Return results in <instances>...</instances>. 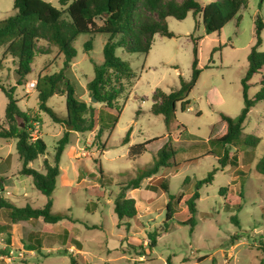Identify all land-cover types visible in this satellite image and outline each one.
Returning a JSON list of instances; mask_svg holds the SVG:
<instances>
[{"label": "rangeland", "instance_id": "rangeland-1", "mask_svg": "<svg viewBox=\"0 0 264 264\" xmlns=\"http://www.w3.org/2000/svg\"><path fill=\"white\" fill-rule=\"evenodd\" d=\"M47 1L60 6L59 0ZM13 4L14 0H0V19L15 13ZM239 14L240 20L235 17L220 32L212 33H207L203 24L195 28L192 12L183 20L169 17V28L177 35L157 34L148 53L116 49V54L127 60L136 72L118 100L123 108L122 114L114 129L104 132L106 150L96 141V131H72L70 144L60 162L62 177L53 194L55 211L67 212L85 223L70 220L48 223L42 218L12 223L0 209V264H71L72 256L80 264H264V239L261 238L264 177L252 171L245 184V196L238 198L242 207L229 203L235 199L223 196V188L234 182V169L220 167L217 157L210 153L208 142L211 137L226 132L225 123L220 122L221 113L237 118L244 107L242 78L248 70L249 54L256 40V17L260 15L264 20V0H248ZM194 29L195 35H202L199 65L203 71L189 94L191 106L182 111L180 104L177 105L176 119L168 131L163 115L150 111L152 94L157 88L176 89L180 76L190 77L193 58L190 34ZM108 36L106 33H82L73 42L77 56L67 75L77 97L88 103L99 105L92 100L87 83L93 79L96 65L104 60L103 47ZM262 38L260 51H264V29ZM87 41H91L90 50L85 49ZM51 50L36 55L32 71L23 84H17L15 63L11 57L5 59V67L0 71L4 84L16 86L18 105L31 117L33 136H40L47 143L46 155L30 164L42 171L44 158L53 159L57 141L66 130L64 123L54 122L40 109L38 90L28 85L30 81L37 82L39 74L59 69L57 48L52 46ZM263 79L264 68L251 79L250 97L262 88ZM7 103L8 99L0 89V122L4 125L10 122L5 114ZM48 104L61 117L66 115V94L52 96ZM129 128L132 129L131 140L124 144L122 139ZM250 135L261 137L260 144L253 148L254 164L264 153V100L257 102L249 112L243 136ZM148 140L152 141L145 153L140 156L130 154L133 144ZM16 143V138L0 137V178H5L0 182L3 183L0 195L20 206H43L47 196L35 187L31 176L20 174L22 160ZM165 144H170L169 149L173 147L177 161L191 157H199V160L184 164L177 173L169 167H162L156 174L144 178L140 187L127 189L126 194L136 199L138 216L129 221L130 224L120 221L113 202L120 184L151 166L157 158L156 153ZM234 151L235 147L231 149ZM214 167L220 169L199 189L194 229L175 218L167 230L168 193L155 180L164 176L169 181L170 193L190 194L195 191V183L204 180ZM94 186L104 192L98 202L90 189ZM92 202H97L96 208L90 205ZM184 210L185 203L181 201L177 211ZM233 214L238 215L239 226L232 221ZM8 222L9 227L5 226ZM86 224L99 227L90 228ZM152 232L157 234L155 246L150 245ZM32 234L40 237V250L26 246ZM236 236L240 237L234 239Z\"/></svg>", "mask_w": 264, "mask_h": 264}, {"label": "trees", "instance_id": "trees-1", "mask_svg": "<svg viewBox=\"0 0 264 264\" xmlns=\"http://www.w3.org/2000/svg\"><path fill=\"white\" fill-rule=\"evenodd\" d=\"M59 4L60 6L57 7L47 0H14L15 13L0 19V49H2L0 71L5 67V59L11 57L15 63L18 85L23 84L32 71V63L37 54L50 53L52 46L57 48L59 69L54 72L49 70L43 75L39 74L36 82L39 107L54 122L73 127L72 130L66 128L58 139L53 159L44 158L43 171L31 166L34 160L46 155L47 143L44 138L33 136L30 128L31 117L18 105L16 86L4 84L0 76V89L8 99L5 114L10 121L8 125L0 122V137L17 139V152L22 160L20 174L31 176L35 187L47 196L45 205L36 207L30 204L20 206L6 196L0 195V209L12 223L39 218L48 223L61 220L85 223L67 212L55 211L53 194L59 178L62 177L60 162L66 146L70 144L72 131H96V141L101 143L103 150H106L107 143L103 141L104 132L107 129L112 131L122 114L123 108L118 100L136 72L127 60L116 54L117 48H123L129 53H148L157 34L166 37L177 35L169 28V17L183 20L190 12L195 18V28L203 24L207 33L220 32L235 17L240 20L239 12L247 6L248 0H59ZM263 29L264 20L258 15L255 20L256 40L249 54L248 70L242 78L244 107L237 118L221 113L220 122L225 123L226 132L222 136L211 137L208 141L211 147L210 153L217 157L220 167L231 166L234 169V182L223 188V196L229 195L235 199V202L231 200L229 203L236 204L238 208L242 207L238 198L245 196L244 188L250 173L255 171L264 177V153L253 164V148L260 144L261 137L243 136L251 108L257 102L264 100V79L262 88L255 96H249L253 75L260 74L264 68V51L259 50L263 42ZM82 33L109 35L103 47L104 60L96 65L95 75L87 83L90 95L97 99L99 105L77 97L67 75L77 56L73 42ZM194 33L195 31L190 34L193 42L190 77L180 76L176 89L165 91L157 88L152 94L153 103L150 111L155 115H163L168 131L171 123L176 119L177 105L180 104L182 111L191 106L189 94L203 71V67L199 65V42L202 35ZM41 41L45 44H40ZM91 48V41H87L85 49ZM130 85L132 82L129 83ZM56 94H66L67 113L64 117L48 104V100ZM17 116L23 119L24 126H19ZM130 139L131 128L127 130L122 142L126 144ZM151 141L133 144L130 147V154L142 155L147 151V145ZM169 145L165 144L158 150L157 158L151 166L143 168L131 180L120 184L119 192L113 197L114 211L120 221L130 224L129 221L136 220L138 216L136 199L126 194L127 189L140 187L144 178L156 174L162 167H169L177 173L184 164L197 163L199 160V157H191L177 161L174 156L175 151L172 146L169 149ZM233 147L235 151L231 152ZM241 154L242 159H240ZM99 169L101 173L104 172L101 165ZM219 169L214 167L204 180L197 181L195 191L190 194L170 193L169 181L164 176L155 180L168 193L165 213L167 230L170 221L175 218L182 224L190 225L191 230L194 229L197 223L195 215L198 212L199 189L204 182L211 181ZM4 179L0 178V182ZM0 186L3 187V183H0ZM90 189L96 195L97 202L102 200L104 192L99 186ZM181 201L185 203V210L179 213L177 206ZM97 202H92L90 205L96 208ZM231 219L236 225L241 224L238 215L233 214ZM8 223H5V226L9 227L10 222ZM89 227L99 226L93 224ZM156 237V232L150 233L151 246L157 243ZM238 237L240 236L234 239ZM261 238L264 239V229ZM26 246L32 250H40L42 241L37 234H32ZM71 264L80 263L72 256Z\"/></svg>", "mask_w": 264, "mask_h": 264}, {"label": "water", "instance_id": "water-1", "mask_svg": "<svg viewBox=\"0 0 264 264\" xmlns=\"http://www.w3.org/2000/svg\"><path fill=\"white\" fill-rule=\"evenodd\" d=\"M92 100L93 101H97V99L94 96L92 97ZM17 119H18V122H19V126H24L25 125V123H24V121H23V119L21 117L17 116ZM66 128L71 130L73 127H72V125H67Z\"/></svg>", "mask_w": 264, "mask_h": 264}, {"label": "built area", "instance_id": "built-area-1", "mask_svg": "<svg viewBox=\"0 0 264 264\" xmlns=\"http://www.w3.org/2000/svg\"><path fill=\"white\" fill-rule=\"evenodd\" d=\"M28 85H30V87H32V88L36 87V82L35 81H30Z\"/></svg>", "mask_w": 264, "mask_h": 264}, {"label": "crops", "instance_id": "crops-1", "mask_svg": "<svg viewBox=\"0 0 264 264\" xmlns=\"http://www.w3.org/2000/svg\"><path fill=\"white\" fill-rule=\"evenodd\" d=\"M194 31H195V29H194ZM166 91V90H165ZM131 133H132V129H131ZM131 140V139H130Z\"/></svg>", "mask_w": 264, "mask_h": 264}]
</instances>
